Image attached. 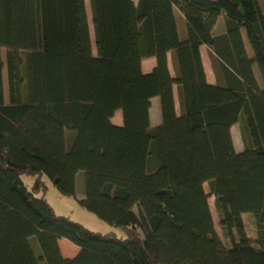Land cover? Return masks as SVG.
<instances>
[{
	"label": "trees",
	"instance_id": "1",
	"mask_svg": "<svg viewBox=\"0 0 264 264\" xmlns=\"http://www.w3.org/2000/svg\"><path fill=\"white\" fill-rule=\"evenodd\" d=\"M263 6L0 0V264H264Z\"/></svg>",
	"mask_w": 264,
	"mask_h": 264
},
{
	"label": "rangeland",
	"instance_id": "2",
	"mask_svg": "<svg viewBox=\"0 0 264 264\" xmlns=\"http://www.w3.org/2000/svg\"><path fill=\"white\" fill-rule=\"evenodd\" d=\"M263 4H264V1L262 0V5ZM88 12L90 13L89 4H88ZM238 38H239V42L241 43V45L243 47L244 54L247 55L248 52H247V46H246L247 43H246L245 37L243 36L242 33H240L238 35ZM15 58H16L15 61L17 63V61H18L17 56H15ZM254 85H255V82H254ZM113 120L115 123H119L121 121V113L116 114ZM23 178L29 186L32 184V182H33L32 176L24 175ZM43 179L47 183L46 198L49 201V203L52 205V207L54 208V210L57 214L70 216L73 220H76V221L84 224L86 227H88L89 229H91L93 231H97V232H101V233L115 232L119 237H125L126 234H125V231L123 229L109 225L106 221L102 220L101 218H99L94 213H92V212L88 211L87 209L81 207L79 202H78L79 198H75L73 196H65V195L61 194L58 191V189L53 185V183L46 176ZM206 188L208 190L207 185H206ZM210 203H211V207H212V211H213V215H214V219H215V223H216V228H217L218 232L221 233L219 221H218V218H217V215L215 212V208H214V198L213 197L210 198ZM26 215L30 218L31 222L36 227V219H37L36 216L31 211H27ZM246 216L247 215L244 214V217H246ZM245 220H246V218H245ZM247 221H248V219L246 220V222ZM246 228L243 229L241 232L244 231V233H246V232L248 233ZM61 245H62L63 251L66 255L73 256L77 251V249H76L77 246L67 239H63L61 242Z\"/></svg>",
	"mask_w": 264,
	"mask_h": 264
},
{
	"label": "crops",
	"instance_id": "3",
	"mask_svg": "<svg viewBox=\"0 0 264 264\" xmlns=\"http://www.w3.org/2000/svg\"><path fill=\"white\" fill-rule=\"evenodd\" d=\"M259 1H260L261 5H262V0H259ZM202 54H203L204 64H205V68H206V72H207L208 81L210 83H215L216 79H215L214 71H213V68H212V63H211V59H210L209 49L206 46L202 47ZM155 65H156V59L154 57L147 58V59H145L143 61V64H142L143 71L144 72H150V71L153 70ZM153 109L154 110H152V112H154L155 116L157 117L158 106H156V108H153ZM118 113H121V121L119 123H116V124L120 125V124L123 123L122 112L118 111L116 114H118ZM237 146H238L239 149L242 148L241 143L237 144ZM66 256H69V255H66Z\"/></svg>",
	"mask_w": 264,
	"mask_h": 264
}]
</instances>
